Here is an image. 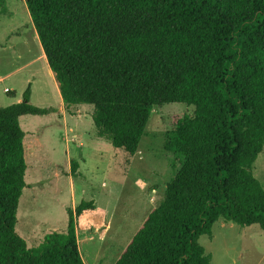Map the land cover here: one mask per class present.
<instances>
[{
	"label": "trees",
	"instance_id": "trees-1",
	"mask_svg": "<svg viewBox=\"0 0 264 264\" xmlns=\"http://www.w3.org/2000/svg\"><path fill=\"white\" fill-rule=\"evenodd\" d=\"M65 106H93L97 134L134 154L154 106L182 103L164 149L179 157L163 199L113 264H211L197 242L215 221L264 230V0H24ZM4 0H0L2 5ZM0 107V264H85L76 218L33 246L16 231L32 147L19 118L53 107ZM79 162L70 160V175Z\"/></svg>",
	"mask_w": 264,
	"mask_h": 264
},
{
	"label": "rangeland",
	"instance_id": "rangeland-1",
	"mask_svg": "<svg viewBox=\"0 0 264 264\" xmlns=\"http://www.w3.org/2000/svg\"><path fill=\"white\" fill-rule=\"evenodd\" d=\"M32 26L24 0L0 5V107L21 101L30 83V103L55 109L19 118L32 155L15 229L27 246L36 245L46 233L65 231L67 208L92 200L94 208L76 218L79 250L85 264H113L179 168V157L164 149V140L173 115L191 113L193 107L154 106L136 152L114 148L97 134L92 105L58 109L63 103L52 90L56 80L41 48L32 44L37 42ZM71 159L79 162L75 176L70 175ZM252 172L264 187V148ZM197 242L210 254L211 264H264V230L257 224L241 226L220 218L211 235H200Z\"/></svg>",
	"mask_w": 264,
	"mask_h": 264
},
{
	"label": "crops",
	"instance_id": "crops-1",
	"mask_svg": "<svg viewBox=\"0 0 264 264\" xmlns=\"http://www.w3.org/2000/svg\"><path fill=\"white\" fill-rule=\"evenodd\" d=\"M33 25V24H32ZM33 27V26H32ZM33 29H34V27H33ZM36 36H37V34H36ZM37 39H35L37 42L36 43H34V42H32V44L35 46V45H37V47H40L41 48V45L39 44L40 42H39V40H38V37H36ZM34 46H33V49H34ZM41 52L43 53V51H42V48H41ZM37 53H38V50H37ZM34 56H36V55H34ZM43 56H44V53H43ZM35 59V58H34ZM44 59V58H43ZM39 60H42V58L41 59H39ZM46 60V59H45ZM31 64H29V65H23V66H30ZM19 70L21 69V67L20 68H18ZM48 69V73H49V75H50V77H53V74L51 73V71H50V69H49V67L47 68ZM19 70H15L16 72L17 71H19ZM1 79H3V77H0V80ZM28 85H30V83L28 84ZM57 82L55 83V82H53V85H52V90H53V92L55 93V96L56 97H61L59 94H58V92H59V90H58V88H57ZM9 88H4V91L6 92L7 90H8ZM11 90V89H10ZM60 101H62V99L60 98ZM63 103V102H62ZM48 106H51V107H53L52 105H48ZM47 106V107H48ZM63 107H64V104H60V106H59V108L58 109H60V108H62L63 109ZM26 140V139H25ZM66 230V229H65ZM76 234H77V225H76ZM25 239V238H24ZM77 242H78V235H77ZM37 245V244H36ZM78 246H79V244H78ZM82 255V254H81ZM83 258V257H82ZM84 260V259H83Z\"/></svg>",
	"mask_w": 264,
	"mask_h": 264
}]
</instances>
